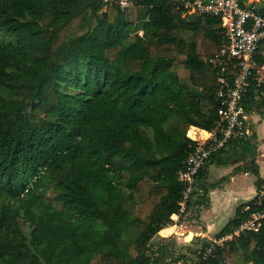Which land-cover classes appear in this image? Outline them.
Returning <instances> with one entry per match:
<instances>
[{
  "label": "trees",
  "instance_id": "16d2710c",
  "mask_svg": "<svg viewBox=\"0 0 264 264\" xmlns=\"http://www.w3.org/2000/svg\"><path fill=\"white\" fill-rule=\"evenodd\" d=\"M118 1L0 0V264H264V222L215 242L264 209L257 196L192 255L155 241L180 213L188 130L218 119L225 30L183 17V0ZM247 140L210 157L188 211L209 206L228 179L208 183L209 166L232 158L264 190Z\"/></svg>",
  "mask_w": 264,
  "mask_h": 264
},
{
  "label": "built area",
  "instance_id": "2783aa9c",
  "mask_svg": "<svg viewBox=\"0 0 264 264\" xmlns=\"http://www.w3.org/2000/svg\"><path fill=\"white\" fill-rule=\"evenodd\" d=\"M125 8L130 0H119ZM185 18L198 15H212L221 19L225 35L219 51L210 58L214 69L219 70L220 86L216 95L220 100L217 110L216 125L210 130L195 128L196 133L204 134L200 138L189 135L196 143L178 172V180L184 186L180 201V218L189 212L187 204L195 190L199 188L198 176L206 166L210 157L228 146L229 143L241 139H250V129L245 112L247 94L253 84L264 85V2L259 0H183ZM142 34V31L140 32ZM236 72L231 75L230 68ZM264 114V110H263ZM252 138V137H251ZM258 204L264 203V190L256 193ZM249 206L246 207V210ZM264 222V209L257 211L245 221L233 234L215 240L221 244L226 239L238 235L242 230L259 231Z\"/></svg>",
  "mask_w": 264,
  "mask_h": 264
},
{
  "label": "crops",
  "instance_id": "0c3cea01",
  "mask_svg": "<svg viewBox=\"0 0 264 264\" xmlns=\"http://www.w3.org/2000/svg\"><path fill=\"white\" fill-rule=\"evenodd\" d=\"M263 110H264V90H261L257 96L256 95L254 97L249 96L246 98L245 112L251 133L250 139H248L247 141H254L256 144L257 148H256L255 161L259 166L260 175L262 176V178H264ZM192 127L194 128L195 126ZM234 161H236V159H234ZM240 164L241 162L237 163L230 161V164L225 166L229 170V173L226 175L228 179H226L224 183H221V185L217 187L220 188L221 191H217L218 190L217 188L210 190L209 192L210 204L208 207L200 211V216L198 217V220H200V222L194 225L199 228L200 235L209 236V234L214 230L220 231L221 229L217 230L216 227L218 223H220L221 219L225 217L224 215L227 212V209L231 207V205L234 206V208H236V205L238 203L240 204L246 200H249L250 195L252 196L251 198H253L256 195L257 190L254 184V180H255L254 176L247 172L234 173V169ZM214 165L216 164H212L209 166V172L211 170V167ZM207 181H208V177H207ZM214 196L220 202L221 206L215 205V203H213ZM227 203L228 205H226Z\"/></svg>",
  "mask_w": 264,
  "mask_h": 264
},
{
  "label": "rangeland",
  "instance_id": "374dc122",
  "mask_svg": "<svg viewBox=\"0 0 264 264\" xmlns=\"http://www.w3.org/2000/svg\"><path fill=\"white\" fill-rule=\"evenodd\" d=\"M259 1L264 2V0H259ZM201 135H204V134H199L197 132L195 136L197 138H200ZM234 159L235 158H232L231 161L237 162V161H234ZM228 173H229V170L227 167L214 165L211 167L207 182L213 183V182L219 181L221 180L222 176H226ZM217 189H218L217 191H221L220 188H217ZM251 197L252 196L250 195L249 198L251 199ZM208 201L210 204V197H208ZM213 203H215V205L221 206L220 202L217 200V198H215V196H214ZM226 205H228V203ZM238 205L239 203L236 205V208ZM205 208L206 207H201V210ZM236 208H234V206L231 205V207L227 209V212L224 215L225 217L221 219L220 223H218L216 227L217 230L222 229L231 219L235 217ZM198 222H200V220H198L197 211H193V212L189 211L182 218H180L178 215H176L173 218L171 217V225L163 229L161 232H159L158 236L155 238V241H158L161 238H169L170 240L168 244L169 246H171V248L175 249L178 252H184L188 255H192L190 253V249L197 247V244H198V242L195 239L196 236H205L208 239L215 240V236L219 232V231L214 230L213 232L209 234V236L200 235L199 228L194 226ZM21 223L26 233H29L30 227L24 222V220H21ZM166 254L167 252L165 251L163 255L166 256ZM166 260H169V258L166 257ZM179 264H181V262H179Z\"/></svg>",
  "mask_w": 264,
  "mask_h": 264
}]
</instances>
